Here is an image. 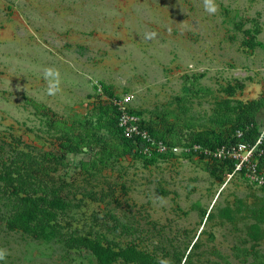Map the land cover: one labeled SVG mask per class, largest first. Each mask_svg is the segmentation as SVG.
Wrapping results in <instances>:
<instances>
[{"label":"rangeland","instance_id":"rangeland-1","mask_svg":"<svg viewBox=\"0 0 264 264\" xmlns=\"http://www.w3.org/2000/svg\"><path fill=\"white\" fill-rule=\"evenodd\" d=\"M213 6L0 0V264H264V183L114 120L127 97L168 145L264 149V0Z\"/></svg>","mask_w":264,"mask_h":264},{"label":"built area","instance_id":"built-area-1","mask_svg":"<svg viewBox=\"0 0 264 264\" xmlns=\"http://www.w3.org/2000/svg\"><path fill=\"white\" fill-rule=\"evenodd\" d=\"M128 98H114L113 104L117 108V126L122 130L123 136L134 140L137 148L142 152H149L154 148L164 153L170 151H184L195 153L211 162L224 164L227 177L242 174L252 184H263L264 174L261 169V160L264 156L263 138L256 137L249 140L244 130H235L233 136L226 142L215 147H208L199 142L190 144H167L164 140L153 138L142 127L139 116L130 110L127 105Z\"/></svg>","mask_w":264,"mask_h":264},{"label":"trees","instance_id":"trees-1","mask_svg":"<svg viewBox=\"0 0 264 264\" xmlns=\"http://www.w3.org/2000/svg\"><path fill=\"white\" fill-rule=\"evenodd\" d=\"M114 114H115V122H116V124H117V115H116V113H115V111H114ZM118 128V127H117ZM125 140H127V139H125ZM127 141H130L131 143H132V140H127ZM199 140H196V141H193V142H198ZM199 143H201V142H199ZM201 144H203V143H201ZM221 144V143H220ZM205 145V144H204ZM212 165L218 170V171H220L219 170V168H222L223 166L225 167V165L224 164H219V163H216V162H212ZM24 185H26V182H24V181H22V182H20V186H18V188L19 189H23V186ZM23 214V213H22ZM49 217H47V218H44L45 220H47ZM29 221H30V216H27L26 214H23V215H21V216H18V217H16V218H12V219H10V220H8V222L9 223H12V224H18V225H21V226H23L25 229H27V230H29L30 229V231H32V229H33V227H31V226H29L30 224H29ZM40 222H43V220L42 221H40ZM40 222H39V225H40ZM94 248V251H95V253L100 257L101 256V254H103L105 257L108 255L107 254V252L105 251V252H102V250H101V248H99V246H93ZM124 255H125V257H127V258H131V259H136V257H137V252H135V250H128V252L127 253H124Z\"/></svg>","mask_w":264,"mask_h":264},{"label":"clouds","instance_id":"clouds-1","mask_svg":"<svg viewBox=\"0 0 264 264\" xmlns=\"http://www.w3.org/2000/svg\"><path fill=\"white\" fill-rule=\"evenodd\" d=\"M209 3H211V0H205V10L214 12L216 10L215 6H213L212 8H208ZM5 256H6V252L3 250H0V259H4Z\"/></svg>","mask_w":264,"mask_h":264}]
</instances>
